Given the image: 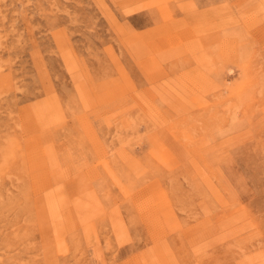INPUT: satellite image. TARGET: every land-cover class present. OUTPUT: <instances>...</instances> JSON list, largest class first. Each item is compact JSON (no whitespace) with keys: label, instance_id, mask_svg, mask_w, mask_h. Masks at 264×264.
<instances>
[{"label":"rangeland","instance_id":"374dc122","mask_svg":"<svg viewBox=\"0 0 264 264\" xmlns=\"http://www.w3.org/2000/svg\"><path fill=\"white\" fill-rule=\"evenodd\" d=\"M0 264H264V0H0Z\"/></svg>","mask_w":264,"mask_h":264}]
</instances>
